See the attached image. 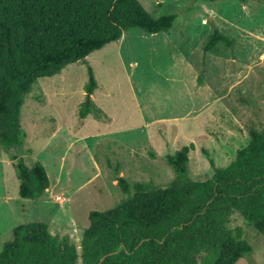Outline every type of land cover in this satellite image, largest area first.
I'll return each mask as SVG.
<instances>
[{"label": "rangeland", "instance_id": "rangeland-1", "mask_svg": "<svg viewBox=\"0 0 264 264\" xmlns=\"http://www.w3.org/2000/svg\"><path fill=\"white\" fill-rule=\"evenodd\" d=\"M154 15L175 13L168 31L138 27L38 78L21 107L26 133L23 157L40 161L49 186L37 199L21 198L9 154L0 144V250L12 228L26 221L46 223L80 251L91 210L120 204L136 181L166 186L175 172L165 161L183 146L192 179L210 177L248 141L250 127H264V0H139ZM217 29L233 38L204 51ZM96 88L84 91L87 66ZM91 101L107 118L79 116ZM206 150L208 156L203 153ZM130 184L121 192L116 179ZM252 250L235 264H264V236L240 216Z\"/></svg>", "mask_w": 264, "mask_h": 264}, {"label": "trees", "instance_id": "trees-1", "mask_svg": "<svg viewBox=\"0 0 264 264\" xmlns=\"http://www.w3.org/2000/svg\"><path fill=\"white\" fill-rule=\"evenodd\" d=\"M175 18V13L156 16L139 0H0V144L19 152L9 159L21 198L37 199L49 186L42 163L23 157L31 150L22 148L21 107L33 83L119 40L129 28L168 31ZM232 40L213 29L203 50ZM95 88L88 65L84 91L91 95ZM88 113L107 118L90 98L79 116ZM190 148L193 144L165 155L175 172L166 186L136 181L120 204L89 211L79 252L46 223L26 221L2 244L0 264H235L252 246L243 229L232 225L233 214L264 236V127L248 129L246 145L226 166L215 167L209 158L213 173L207 178L187 176ZM116 183L121 192L130 191L123 176Z\"/></svg>", "mask_w": 264, "mask_h": 264}, {"label": "water", "instance_id": "water-1", "mask_svg": "<svg viewBox=\"0 0 264 264\" xmlns=\"http://www.w3.org/2000/svg\"><path fill=\"white\" fill-rule=\"evenodd\" d=\"M103 259V257L100 258V261Z\"/></svg>", "mask_w": 264, "mask_h": 264}]
</instances>
